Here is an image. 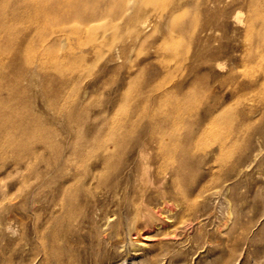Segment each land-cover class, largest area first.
<instances>
[{"label":"rangeland","instance_id":"374dc122","mask_svg":"<svg viewBox=\"0 0 264 264\" xmlns=\"http://www.w3.org/2000/svg\"><path fill=\"white\" fill-rule=\"evenodd\" d=\"M229 1L208 34L203 0H0V264H264V0ZM116 134L146 142L118 188L49 173Z\"/></svg>","mask_w":264,"mask_h":264},{"label":"bare ground","instance_id":"6f19581e","mask_svg":"<svg viewBox=\"0 0 264 264\" xmlns=\"http://www.w3.org/2000/svg\"><path fill=\"white\" fill-rule=\"evenodd\" d=\"M203 1H204L203 9L204 10L207 9L209 11V14L206 16L204 23L201 26L200 33L201 32H207L209 34L212 31L216 30V28H217L216 19L218 18V14L219 15L221 14L223 5L226 2L228 3L229 0H203ZM208 7H210V8H208ZM94 16H95V13L92 14V17H94ZM175 27L177 29H179L182 27V25H176ZM248 30L249 29L247 27L246 28V36L250 41L252 37H250ZM217 50H219V49H217ZM262 79L264 80V75L262 76ZM13 81H14V76H13ZM253 81H254L253 79L249 80V84L252 85ZM233 84H235V83H233ZM253 87H255V86H253ZM3 89L6 91V97L4 99L10 98L13 94L12 90L6 86L1 85L0 90H3ZM236 98H238V97H236ZM238 100H239V98H238ZM251 100H253V98H251ZM1 131H2V126L0 125V132ZM101 133L102 132H98L97 135H99ZM112 133L113 132L111 131V134ZM84 137H83V141L86 144H87V142H93L94 141L91 139V137L86 136V139ZM122 138H123V140L121 141L120 139H122ZM186 139H183V141H184L183 144H182V138L181 137L176 138V140H172L171 143L162 142V141H160V139L159 140L157 139L158 140V145H157L158 149L162 153H164L165 155L173 157L174 159L177 160V165H176V167L172 173V176H173L172 180L176 181L179 178L182 179V181L184 183V188L182 190H180L178 188L180 190V192L179 191L178 192L181 193L182 196H185L189 192L186 184L188 183L189 178L191 176L189 174L183 175V173L187 169V167L192 164V156L189 152L188 144L185 142ZM125 140H126V136L124 134H116V135L112 136V143L113 144H111V145L107 144V143L100 144V143L95 142L92 145V147H90L89 150L84 148L83 146H77L75 143H72L71 145H67L66 147H63L65 149L60 150L57 154H55V156H52L51 158L50 157L47 158L48 165H49V173L58 172V178L59 177L61 178L63 175L66 174V172H67L66 170L71 167L72 163L75 162V164H76L78 159H80L81 157H85V156L87 157L89 155H97L98 156L97 161L100 164L98 166H100V168L106 167L108 169V171H107L108 175H106L105 180L109 181V183L106 186H110L112 188H118L121 185L122 181H124V179L119 178V177L117 178V175L120 172L123 173V176L128 174V172L134 168L135 164L137 163V161L139 160L141 155L144 152H146L145 151L146 142L139 141V142L133 143L129 147H126V145L124 144L126 142ZM6 143L7 142L4 139L1 140L0 151H3V150H5V148H7L6 146H4ZM175 145L179 146L178 147V154H173V152H174L173 149L176 147ZM172 146H175V147L172 148ZM12 155H14V151H13ZM143 156H146V155H143ZM155 156H157V155H155ZM25 159H26V156H21V157L17 158L18 161H22V162H24ZM12 162L14 163V156L12 158ZM194 163H196V162H194ZM199 164H200V161H199ZM86 169H87V167H86ZM180 171H181V173H180ZM97 183H100V182H97Z\"/></svg>","mask_w":264,"mask_h":264}]
</instances>
